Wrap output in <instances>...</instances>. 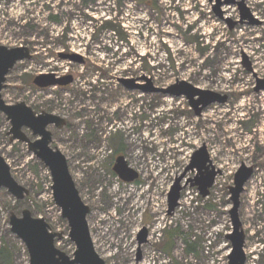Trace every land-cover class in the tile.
<instances>
[{"label": "rangeland", "instance_id": "obj_1", "mask_svg": "<svg viewBox=\"0 0 264 264\" xmlns=\"http://www.w3.org/2000/svg\"><path fill=\"white\" fill-rule=\"evenodd\" d=\"M249 6L261 25L229 29L207 0H0V45L26 46L31 53L6 76L2 99L66 121L62 128L48 127L51 146L67 159L90 209L95 250L106 264H227L228 187L241 163L255 168L240 196L246 264H264V91H253L254 77L242 65L245 54L264 79V0H250ZM25 24L35 28H18ZM66 54L82 61L60 57ZM46 73L70 75L73 82L35 87L33 79ZM141 76L157 87L186 81L228 100L196 117L183 97L143 94L118 83ZM9 129L0 113V153L29 195L17 201L0 190V264L1 253L10 255V264H29L8 224L10 213L20 216L24 209L43 218L51 232L62 233L55 246L71 255L74 245L53 201L49 170L25 144L10 140ZM201 146L221 170L207 198L191 186L196 170L188 169ZM118 156L138 174L134 182H122L112 171ZM177 180L179 204L169 215L167 196ZM142 228L148 237L137 263ZM173 229L178 232L167 253L161 244ZM186 241L194 251H185Z\"/></svg>", "mask_w": 264, "mask_h": 264}, {"label": "water", "instance_id": "obj_2", "mask_svg": "<svg viewBox=\"0 0 264 264\" xmlns=\"http://www.w3.org/2000/svg\"><path fill=\"white\" fill-rule=\"evenodd\" d=\"M212 7L214 15L223 20L229 29L237 22L225 18L221 7L230 5L235 0H207ZM239 7L240 22L248 21L249 25L259 22L252 16L250 10L244 4V0L237 2ZM62 59L80 63L82 60L76 55H60ZM30 49L26 46L8 48L0 45V113L10 124L8 135L11 141H18L27 146L32 153L48 170L51 178V192L55 205L60 209L61 217L68 227L67 237L74 245L71 255H67L55 246V240L61 239L63 234L51 232L50 227L43 218H36L30 210L24 209L20 216L14 213L9 215L10 232L14 234L25 246L29 264H106L96 252L87 222L90 213L89 207L84 204L70 174L67 159L57 149L51 146L52 134L48 127L53 125L62 128L66 121L56 115L41 112L36 114L24 102L9 105L2 99L1 91L4 88L6 76L16 63L29 60ZM242 65L254 77V92L264 91V79L257 77L251 68V64L245 54L242 55ZM137 81H141L138 83ZM73 82L70 75L56 76L54 73L40 74L32 83L39 89L53 86L65 87ZM118 82L127 90H136L143 94H161L174 98L186 99L189 108L196 117H199L204 109L213 104H225L228 95L210 90L200 89L186 81H177L165 87H157L151 78L141 76L138 79H118ZM28 130L30 139L23 131ZM210 165L209 155L205 146L195 150L190 158L189 170H196V176L191 181V186L196 187L200 196L206 198L214 185L215 177L219 171H215ZM112 171L119 180L125 183L134 182L138 174L128 167L123 156H118L112 166ZM253 168L241 164L233 176V184L228 188L231 208L228 211L231 231L225 235L230 243V251L227 254V264H246L245 238L246 234L239 217L240 196L244 186L251 178ZM5 189L15 200L22 201L29 195V191L21 186L11 174L10 166L0 153V190ZM181 187L179 180L171 187L168 193V211L171 214L178 206ZM148 232L142 228L137 234V258H140V246L147 242Z\"/></svg>", "mask_w": 264, "mask_h": 264}, {"label": "flooded vegetation", "instance_id": "obj_3", "mask_svg": "<svg viewBox=\"0 0 264 264\" xmlns=\"http://www.w3.org/2000/svg\"><path fill=\"white\" fill-rule=\"evenodd\" d=\"M238 1H240V0H235V2L233 3V4H230V5H224V6H222L221 7V10H222V12L224 13V17H228V18H230L231 20H232V22H240V19H239V7H238V4H237V2ZM249 2H250V0H244V4L246 5V7L250 10V12H251V14H252V16L259 22L258 23V25H261V23L263 22L262 20H258V16L256 15V11H255V9H254V7L253 6H249ZM219 19V18H218ZM248 21H243V23H238V24H236L235 26H234V28L233 29H236L237 27H239V26H241V27H245V26H247L248 24ZM128 79V78H127ZM129 79H134V78H129ZM119 83V82H118ZM161 95V94H160ZM206 109H204V111H205ZM203 111V112H204ZM202 112V113H203ZM203 114H201L199 117H201ZM207 150V149H206ZM209 155V154H208ZM209 160H210V157H209ZM241 164H244V163H241ZM210 165L214 168V170L215 171H219L220 173L219 174H217L216 175V177L218 176V175H220L221 174V170H217L216 168H215V166L212 164V162H211V160H210ZM210 166V167H211ZM249 167H252L253 168V172H254V167L253 166H249ZM237 171V170H236ZM235 174V173H234ZM252 175H253V173H252ZM234 176V175H233ZM215 177V178H216ZM252 177V176H251ZM230 187V186H229ZM228 187V188H229ZM228 193H229V191H228ZM148 232V231H147ZM137 237V236H136ZM137 240V239H136ZM147 243V242H146ZM145 244V243H144ZM143 245V244H142ZM141 245V246H142ZM141 246H140V249H141ZM136 255H137V253H136ZM142 256H143V254H142V251L140 252V258L138 259L137 258V260H139L137 263H139L140 262V259L142 258Z\"/></svg>", "mask_w": 264, "mask_h": 264}, {"label": "trees", "instance_id": "obj_4", "mask_svg": "<svg viewBox=\"0 0 264 264\" xmlns=\"http://www.w3.org/2000/svg\"><path fill=\"white\" fill-rule=\"evenodd\" d=\"M50 21L52 22V23H57V22H59L55 17H50ZM88 21H94L92 18H88ZM112 24V22L110 21V22H108V21H105V24ZM118 25H120V23H118ZM18 28L19 29H22L23 31H24V29H26V28H30V29H33V28H35V27H33V26H30V25H28V24H25V25H23V26H19L18 25ZM109 29H111V30H113V32L115 33V34H117L118 32L116 31V29H115V27H109ZM29 32V31H28ZM24 33H26V32H24ZM23 45H30V44H28L27 42H24V44ZM32 45V44H31ZM177 232H178V229H173V230H166L165 231V237H166V240L165 241H163L162 242V244H161V249L162 250H164V251H166L167 253H169L170 252V249H171V246H172V243H171V239L173 238V236L175 235V234H177ZM195 249H194V247H193V245H191L190 243H188L187 241H186V247H185V251L187 252V253H190L191 251H194ZM1 256H3L2 257V260L5 262V264H10V255H8V254H4V253H1ZM261 263H263L262 261H261Z\"/></svg>", "mask_w": 264, "mask_h": 264}, {"label": "built area", "instance_id": "obj_5", "mask_svg": "<svg viewBox=\"0 0 264 264\" xmlns=\"http://www.w3.org/2000/svg\"><path fill=\"white\" fill-rule=\"evenodd\" d=\"M215 179H216V178H215ZM214 184H215V182H214ZM213 186H214V185H213ZM209 193H210V191H209ZM208 196H209V195H208ZM208 196H207V197H208ZM207 197H206V198H207ZM178 204H179V202H178Z\"/></svg>", "mask_w": 264, "mask_h": 264}]
</instances>
